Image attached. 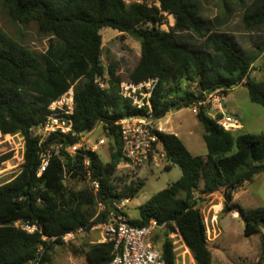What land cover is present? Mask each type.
<instances>
[{
	"label": "trees",
	"instance_id": "1",
	"mask_svg": "<svg viewBox=\"0 0 264 264\" xmlns=\"http://www.w3.org/2000/svg\"><path fill=\"white\" fill-rule=\"evenodd\" d=\"M1 1L12 19L23 24L36 22L40 33L54 40L44 53L37 54L0 27V137L4 141L21 132L26 141L20 171L0 185V264H32L40 246L45 251L39 264H48V251L55 244H64L65 234L81 227L88 231L107 221L114 202L131 200L145 184L131 181L121 190L123 178L116 176L122 160L116 123L139 113L119 94L121 81L160 78L152 99L156 118L165 117L178 102L183 108L203 100L210 89L226 93L233 84L242 83L249 90L250 100L264 106V78L251 75L258 52H247L233 34L214 30L212 22L201 16L196 0H157L160 6L149 5L146 0L130 4L125 0ZM168 15H173L175 24L164 30L161 26ZM243 23L250 31L264 27V0L250 3ZM103 28L122 34L136 29L145 36L138 38L141 55L128 79L120 75L118 62L108 66L103 62ZM184 33L204 37V41L194 46L183 38ZM105 76L110 87L101 89L95 80ZM181 80L195 82L197 93L188 91L180 101H170L174 91L170 85L178 86ZM71 85L75 89L73 121L77 134H53L40 145L31 128L45 118L50 103ZM208 111L209 107L202 105L196 114L205 129L207 155H193L174 133L160 134L168 160L164 169L178 165L182 175L142 204L139 218L130 220L135 226H145L155 219L166 228L162 243L166 264H176L175 242L191 250L198 264H213L201 204L206 196L221 189L225 198L222 213L239 211L247 220L245 236L260 234L264 246V206L246 209L234 201V191L245 182L247 166L264 163V132H241L240 127L225 130ZM100 122L105 124L103 128H110V160L104 162L99 152L84 150L70 155L67 147ZM47 149L52 151L50 163L39 175ZM11 156L6 153L0 159ZM88 173L100 182L97 194L87 181ZM68 179H81L87 185L77 189L66 183ZM100 202L106 209L99 212ZM17 221L37 229L30 233L16 226ZM113 249V242L90 244L87 263L109 264Z\"/></svg>",
	"mask_w": 264,
	"mask_h": 264
},
{
	"label": "rangeland",
	"instance_id": "2",
	"mask_svg": "<svg viewBox=\"0 0 264 264\" xmlns=\"http://www.w3.org/2000/svg\"><path fill=\"white\" fill-rule=\"evenodd\" d=\"M127 4L133 2H142V0H125ZM149 5L160 6L157 0H146ZM200 5V14L204 19L212 22L214 30L224 31L233 34L240 45L247 52H258L251 71V75L258 80L264 78V27L255 30H248L243 23V15L254 0H196ZM175 24L173 15H168L165 24L161 26L164 30H169ZM0 27L10 37L26 46L37 54L44 53L52 36L40 33L36 22L23 24L12 19L2 1L0 0ZM103 37V55L102 59L105 66L111 62H118V70L123 79H128L130 71L136 66L141 55V45L137 37L130 33L122 34L113 28H103L101 31ZM183 38L192 45L198 46L204 41V37L194 36L190 33L182 34ZM174 89L169 96L170 101H180L181 97L188 91L196 92L198 87L195 82L181 80L177 85L171 84ZM222 93L226 96L223 103L231 110L230 114L238 116V119L244 124L241 132L252 134H261L264 132V106L256 104L250 100L249 90L243 83L230 88L228 92ZM179 103L172 106V114L163 117V121L169 120L170 123L180 125V136L184 144L193 155H207L208 149L204 140V126L198 120L197 115L193 113L192 106L183 107L175 116L173 113ZM104 135L102 127H97L91 131L92 138H98ZM1 136V133H0ZM22 136V135H20ZM14 140L18 144L21 137ZM0 137V158L11 153L12 156L7 160L0 159V185L10 181L19 171L18 160L14 158L16 152L9 144L12 138ZM113 143L109 140L98 151L102 160H110V149ZM264 165V163L262 164ZM129 175L127 178L126 175ZM182 175V170L178 165H173L170 170L164 167H144L138 171L127 173L117 171L116 176L123 178L120 183L121 190L125 184L131 181L142 180L145 182L136 197L132 198L125 206L124 213L127 217L137 219L140 217V206L148 201L155 193L166 188L170 183L178 180ZM66 183L74 188H82L87 185V181L66 180ZM243 188L239 191L238 200L244 208H257L264 206V171L256 174L251 180L243 183ZM239 189V188H238ZM237 189V190H238ZM236 202V201H235ZM238 203V202H237ZM99 210V208H98ZM223 219V220H222ZM221 226L225 232V240L222 242L220 253L224 259V264H260L264 258L263 237L260 234H254L250 237L245 236V223L241 217H233L231 214L221 215ZM166 228L157 229L152 242L162 248ZM101 237L100 230L83 231L74 238L65 241L64 244H55L48 251L50 261L48 264H88L86 260V249L90 244L97 243ZM171 238V237H170ZM175 242V241H174ZM209 247L215 253V243L209 242ZM176 264H198L191 252L175 242ZM217 264V260L213 263Z\"/></svg>",
	"mask_w": 264,
	"mask_h": 264
},
{
	"label": "built area",
	"instance_id": "3",
	"mask_svg": "<svg viewBox=\"0 0 264 264\" xmlns=\"http://www.w3.org/2000/svg\"><path fill=\"white\" fill-rule=\"evenodd\" d=\"M106 77H99L95 80L101 89H108L110 87ZM159 84V77H150L141 82L123 80L120 83L119 94L123 99L129 101L130 105L138 110L139 113L130 118L124 116L116 123L119 126L122 142V160L117 165V171L132 173L138 171L140 168L149 166L165 167L168 163L167 152L160 138V134L165 133L166 128L162 122L163 118H156L153 113L152 99ZM222 91V89H218L214 92H206L203 100L191 105L192 111L198 114L202 105L208 106L209 114L216 120L220 127L225 130L238 128L240 127L238 117L230 115L225 111L223 105L225 95ZM75 107V89L74 85H71L63 94L50 103L48 107L49 111L45 118L31 128V134L38 138L40 145L47 142L53 134H77L74 131L73 121ZM141 115H146V118L141 117ZM104 126L105 124L100 122L96 128H103ZM103 130L104 135L95 139L90 136L93 130L87 134L81 133L80 140L69 145L67 151L70 155H75L79 150L98 152L110 139V128H103ZM20 135H22L21 132L8 136L12 138V142L9 144L16 152L14 158L18 160V166H21L24 162L26 145L23 135ZM19 136L21 138L18 148V144L14 138ZM53 148L57 152L59 147L56 146ZM51 156V149L43 152L41 166L38 171L39 175L49 166ZM85 165H90L89 159H86ZM87 181L93 192L97 194L100 190V182L98 180H92L90 173H88ZM129 201L130 198H125L124 200L114 202L111 207L110 218L90 229L100 230L101 237L98 242L114 243L113 258L109 264H166L162 248L157 247L152 242L156 230L162 228V226L155 219H152L145 226L131 224L130 219L124 213V208ZM98 208L100 212L105 210L106 206L100 202ZM212 221L214 222L215 219H212ZM205 222L209 237V235L214 234L216 231H212L207 221ZM15 225L22 227L30 233H33L37 229L36 225H25L20 221H17ZM83 231L85 229L81 227L76 231L65 234L63 239L64 241H68ZM44 239H47V237H44ZM44 251L45 248L40 246L37 251V259L32 264H39Z\"/></svg>",
	"mask_w": 264,
	"mask_h": 264
},
{
	"label": "crops",
	"instance_id": "4",
	"mask_svg": "<svg viewBox=\"0 0 264 264\" xmlns=\"http://www.w3.org/2000/svg\"><path fill=\"white\" fill-rule=\"evenodd\" d=\"M117 32H119V31H117ZM223 105H224L226 113L230 114L231 110H228L227 106L224 103H223ZM176 109H177V111L173 113L175 116L178 114V112H180V110L182 108H176ZM172 110H174V109H172ZM172 110L166 116L172 114ZM230 115H233V114H230ZM236 117H238V116H236ZM162 122L164 123L165 128H166L165 133H174L183 141L182 137L180 136V132H179L180 131V125L172 124V123H170V121L168 119L165 121H163V119H162ZM243 125L244 124L240 121V128H243ZM254 164H257V163H254ZM258 165H260V164H258ZM242 188H243V186H240L238 190L236 189L234 191V201H236L238 203H239L238 196L240 194L239 191ZM224 201H225L224 191L221 189L219 191H216V192L206 196L205 200L201 204V209H202V212L204 214L205 221H207V223H208L209 227L212 229V231L213 230L216 231L214 234L209 235L208 240H209V242L215 243V250H216L215 253H213V250H211V249L210 250L212 251V255H213V263L217 260V264H224V259L220 253V250L222 249V243L219 242L220 239L222 242L225 240V237H224L225 232L221 226V222L223 220V219L221 220V215L223 214L222 211L224 208ZM227 214H231L233 217H238V218L241 217L239 211L229 212ZM212 219H215V221L213 222ZM244 231H245V228H244ZM174 233L175 232H173L171 234L173 235ZM171 234H170V237L173 239Z\"/></svg>",
	"mask_w": 264,
	"mask_h": 264
},
{
	"label": "water",
	"instance_id": "5",
	"mask_svg": "<svg viewBox=\"0 0 264 264\" xmlns=\"http://www.w3.org/2000/svg\"><path fill=\"white\" fill-rule=\"evenodd\" d=\"M130 34L139 38V39H143L145 36L138 30L134 29L130 31ZM238 84H233V87H236ZM212 91V89L208 90L207 93H210ZM177 106H181V103H179ZM134 115H127L128 118L133 117ZM141 117L146 118V115H141ZM90 131H84V134L89 133ZM247 170L248 172L245 174V181H249L251 180V178L256 175L259 174L261 172L264 171V165H258V164H254V163H250L247 166ZM231 188V187H230ZM200 202L201 200L198 201V203L194 206L195 209H197L200 206ZM245 225L247 224V220H244Z\"/></svg>",
	"mask_w": 264,
	"mask_h": 264
}]
</instances>
